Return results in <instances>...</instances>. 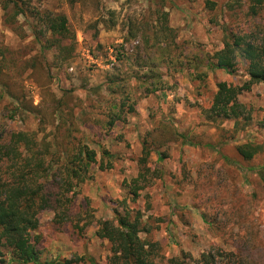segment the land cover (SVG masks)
<instances>
[{
	"label": "rangeland",
	"instance_id": "1",
	"mask_svg": "<svg viewBox=\"0 0 264 264\" xmlns=\"http://www.w3.org/2000/svg\"><path fill=\"white\" fill-rule=\"evenodd\" d=\"M2 1L0 144L23 132L49 147L86 145L97 153L75 204L91 218L76 230L42 212L32 233L40 260L87 256L109 264L97 222L122 211L147 147L155 178L128 208L143 214L149 232L140 238L156 245L155 264H205L202 255L235 252L239 244L240 260L216 257L215 264H264V84L238 97L249 118L238 128L210 122L205 114L217 84L242 86L248 76L241 63L228 74L195 62L221 49L229 32L264 37V7L253 16L247 0H25L68 20V39L44 34L37 41L36 21L14 16L12 6L3 10ZM151 61L164 83L153 94L139 87L148 73L140 66ZM123 90L132 108L113 110ZM112 111L119 114L108 127ZM241 145L255 147L251 160L238 155ZM100 148L113 156L110 169H98L108 163Z\"/></svg>",
	"mask_w": 264,
	"mask_h": 264
},
{
	"label": "trees",
	"instance_id": "2",
	"mask_svg": "<svg viewBox=\"0 0 264 264\" xmlns=\"http://www.w3.org/2000/svg\"><path fill=\"white\" fill-rule=\"evenodd\" d=\"M247 1L253 16L264 7V0ZM9 6H12L14 16L26 15L36 21L38 28L33 27V34L37 41L44 34L60 37V40L69 38L68 20L63 14L36 10L25 0L2 1L3 10ZM195 59L197 68L223 70L228 74L236 71L238 63L244 65L248 81L242 86L218 83L205 117L210 122L233 121L235 128H238L240 119L249 120L238 97L242 92L250 91L253 85L264 84V37L257 30L229 32L221 49L212 53L201 52ZM125 60L129 62L128 58ZM140 60L137 58V61ZM143 67L148 68V73L144 80L139 79V87L151 94L161 90L164 83L152 70L155 63L151 61L149 65L140 66ZM182 68H185V64ZM203 75L199 72L198 76ZM111 83L114 84V81ZM129 101L130 97L123 90L120 103H113L112 108L131 109ZM118 114L112 111L108 127L117 120ZM6 140L4 145L0 144V264H96L87 256L41 261L40 249L32 236L39 227L42 212L52 213L55 224H71L74 229L81 230L79 224L88 215L81 217L82 213L76 212L75 204L82 186L93 178L92 170L97 163L96 151L86 145L69 147L68 143L67 147H49V144L38 143L33 133H12ZM236 151L246 161L256 154L255 147L249 145L238 146ZM100 152L103 158L108 159V163H101L98 169H110L113 156L103 148H100ZM143 152L137 177L126 185L128 199L120 201L122 211L115 210L112 220L97 222L95 236L108 242L109 264H155L156 245L140 238L141 233L149 232L143 225V214L128 208V201L135 203L140 192L155 178V170L146 165L150 151L144 147ZM234 249L235 252L230 253H208L202 255L201 260L205 264H215L216 257L229 261L235 258L240 260L245 249L240 244ZM4 250L8 253V260L4 259Z\"/></svg>",
	"mask_w": 264,
	"mask_h": 264
}]
</instances>
